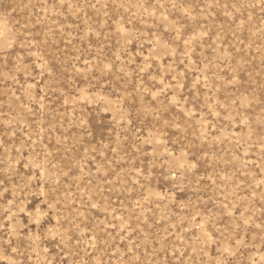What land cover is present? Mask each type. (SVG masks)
<instances>
[{
  "label": "rangeland",
  "instance_id": "374dc122",
  "mask_svg": "<svg viewBox=\"0 0 264 264\" xmlns=\"http://www.w3.org/2000/svg\"><path fill=\"white\" fill-rule=\"evenodd\" d=\"M0 264H264V0H0Z\"/></svg>",
  "mask_w": 264,
  "mask_h": 264
}]
</instances>
